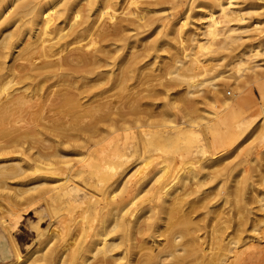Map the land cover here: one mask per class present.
Here are the masks:
<instances>
[{
	"label": "bare ground",
	"instance_id": "6f19581e",
	"mask_svg": "<svg viewBox=\"0 0 264 264\" xmlns=\"http://www.w3.org/2000/svg\"><path fill=\"white\" fill-rule=\"evenodd\" d=\"M5 1L9 4L3 7ZM62 1H50L46 6L40 0H0L2 30L13 25L19 15H31L27 24L34 28L29 39L21 37L20 32L19 36L9 31L0 38V137L8 129L13 128L15 132L24 128L0 146V184L23 178L28 170L42 172L35 189L45 197L51 219L57 222V229H51L48 235L39 233L44 236L42 242L45 243L40 255L27 256L23 264H89L91 261V264H264L262 254L241 250L247 219L234 223L227 214L223 227L209 229L217 209L197 193L199 179L197 188L190 189L198 176L194 168L197 165H184L187 167L181 170L168 155H187L194 145L195 141L187 144L181 141L183 128L163 120L162 132L159 129V132L147 134L139 130L141 116L138 118L135 112L136 91L133 90L134 81L131 82L139 60L136 59L138 48L134 50L135 44L126 32L129 34L144 26L146 21L142 19L145 18L139 22L124 18L114 21L115 10L100 11L101 7H97L96 20L102 13L110 14L113 23L110 28L95 31L96 20L89 19L93 14H87L76 25L80 27L62 32L61 22L52 19V14L57 13L54 7ZM79 1L72 0L73 10ZM104 1L131 5L134 0H90L91 6ZM232 3V0L211 1L203 27L208 44L221 34L217 14L228 21L242 20L239 14L242 9H233ZM7 13L8 16H3ZM175 28L178 31L177 26ZM232 29L223 30L229 34ZM227 34L224 36L226 46L230 36ZM98 35L101 42L95 38ZM176 35L172 36L174 40L180 36ZM191 38L189 40L193 41ZM257 44L256 47L264 49V38ZM151 46L147 43L145 48ZM196 47L199 49L203 45ZM255 53L246 55L247 61ZM241 61L244 63L243 59ZM187 67L192 71L187 74L188 84L195 86V77L203 73L206 66L195 57L189 60ZM221 105L230 118L232 101L223 98ZM240 123L243 122L235 126ZM66 125H75L78 129L74 133H64L66 130L62 129ZM238 126L235 139L242 134ZM59 129L61 131L56 132ZM260 131L264 137V119L260 122ZM33 136L47 141V145L35 152L34 164H20L19 161L5 164L3 158L9 149L15 148H12L13 153L21 159L20 142ZM197 146L196 152L203 153L204 147ZM67 153L77 158L71 159ZM210 162L207 160L199 166ZM57 173L64 177L50 178L49 175ZM77 177L81 185L91 188L89 194L79 187ZM226 191L228 196H241L245 187H230ZM74 208L77 209L74 215L62 217L60 214ZM11 214L9 220L17 222L19 216L16 219ZM72 223L76 225L74 228H71ZM202 231L204 233L199 234ZM9 239L13 260L4 264H17L22 256L14 239L11 236Z\"/></svg>",
	"mask_w": 264,
	"mask_h": 264
},
{
	"label": "rangeland",
	"instance_id": "374dc122",
	"mask_svg": "<svg viewBox=\"0 0 264 264\" xmlns=\"http://www.w3.org/2000/svg\"><path fill=\"white\" fill-rule=\"evenodd\" d=\"M40 1L45 2L48 6L50 1L55 0ZM211 1L134 0L131 5L125 2L119 5V3L110 1L106 3L104 1L91 6L90 0L88 2L87 0H80L77 9L75 8L78 11L75 12L72 8V0H63L55 6L56 8L54 7L57 13H53V16H51L54 19L53 21L61 22L62 32H68L69 30L71 32V30L80 27L81 25H76H79L87 14H93L89 19L96 20L94 15L97 12V7H101L100 11L115 10L114 21L124 18L139 22V19L145 18V20L142 19V21H146L144 26L135 31L131 30L129 34L126 32L135 44L134 50L136 51L138 48L136 59L139 58V60L136 61L135 73L133 71L137 80L133 76L131 82L134 81L133 90L136 91L135 112L138 114V118L141 116L139 118V124H141L139 130L145 131L147 134H153V132H159L160 130L162 132L163 120H167L169 125H172L170 122H173V124H179L183 128V139L181 141L183 140V144L195 141L194 145L187 155L183 153L184 157L181 153H179L180 155L178 153H168V155L175 165L179 164L181 170L191 165V163L194 166L197 165L194 168L197 169L198 176L197 179H193V188L191 185L190 189L197 188L196 182L199 179L201 184L197 193L204 198V202L217 209L213 220L208 226L209 229L223 227V221L228 217L227 214H230L231 217L228 218L234 223H239L241 219H247L245 226L247 231L244 233L246 238L243 240L245 243L241 246V250H246V253H260L262 254L261 258L264 259V137H262L260 131V122L264 119V49H261L260 46L256 47L258 45L257 41L264 38V0H232L233 5L231 6L233 9H242L239 13L242 20L233 19V21H228L216 13V19H219L218 25L221 26V34L220 37L213 40L214 42H209L212 47L211 44H208L203 29L208 18V12L206 11L210 8ZM6 4H9L8 1L3 3V7ZM106 6L110 7L107 8ZM8 14L3 16H8ZM102 14L94 23L95 31L110 28L113 25L112 20L109 18L110 14ZM23 16H17L16 22L8 26L7 30L0 28V38L2 35H7L6 31H9L12 33L17 32L18 35L20 32L21 37L29 39V36L34 32V28L27 24V19H30L31 15ZM171 28L174 29L171 31ZM229 28L233 29L230 31L231 33L227 34V31L224 30H229ZM168 30H170L169 34ZM172 32L174 36L176 33L177 37L180 35L179 39L174 37L176 39L174 40ZM225 34L230 35L226 39L229 42L227 46L225 45ZM95 38L101 42L99 35ZM190 38L191 40L194 38V42L190 41ZM164 39H166V42H164ZM195 39L197 40L195 41ZM147 43L152 45L150 49L145 48ZM197 44L203 45L199 49L204 48L205 50L195 48ZM143 47L146 51L142 49ZM140 49L143 51L141 52ZM251 53L255 54L247 61L246 55ZM177 57L181 59L178 60ZM195 57L202 66H206V69L195 77L197 80L195 86H189L187 76L192 71L187 66L189 60ZM242 59L244 63H241ZM166 86L170 88H166ZM166 89H168L167 93L164 92ZM223 98L232 101L229 112L231 113L230 118H227L226 114L228 112L221 105ZM187 101H190L188 103L193 104V106L188 105ZM240 121L243 123L237 126H241L239 130H242H240L242 134L235 139L234 135L237 132L235 124ZM76 129H78V126L66 125L62 130H66L64 133H74ZM23 130L24 128L14 132L13 128L8 129L7 133L0 137V146L9 142V137L16 136ZM58 131L61 130H56V132ZM39 139V137L33 136L20 142L19 148L23 153V156H20L21 159H18L16 153H13L15 148H10L9 153H6L7 155L3 158L6 161L5 164H15L18 161L20 164L32 163V158L35 156L37 149L47 145V141L43 142L40 139V142ZM197 145H202L206 151L204 150L203 153L196 152ZM17 147L16 149H19ZM67 155H70L71 157H66L71 159L77 158L70 153H67ZM0 158L2 157L0 156ZM188 160H191V162H188ZM207 160L213 163L210 162L208 165L200 167ZM26 174L25 176L30 178L25 176L24 179L22 177L13 178L7 180L5 184H0V264L13 260L9 243L10 236L16 242L20 256H22L20 257L21 262L17 264H23L27 256L40 255V250H42L45 243L42 242L44 236H40L39 233L42 232L48 235L51 229H57V222L51 219L45 197L40 194L38 188L35 189L43 173L28 170ZM49 176L50 178H60L64 177V174L57 173ZM77 178L75 180L79 187L81 186L80 188L89 194L88 190L91 188L81 185V179L78 178L77 180ZM240 185L245 187L243 195L228 196L227 189L229 190L230 187L234 189L235 186ZM29 188L32 192L29 191ZM23 191L26 192L24 195ZM242 198H244L243 201H241ZM76 210V208L68 211L64 210L60 214L62 217H68L70 214L74 215ZM10 213L16 219L19 216L17 222L13 223L9 220V218L11 219ZM199 217H203V215ZM71 225V228L76 226L73 223ZM74 232V229H72L71 233ZM203 233L202 231L199 234ZM91 263L92 261L89 264Z\"/></svg>",
	"mask_w": 264,
	"mask_h": 264
}]
</instances>
